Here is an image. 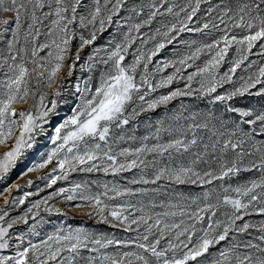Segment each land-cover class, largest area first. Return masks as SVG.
Here are the masks:
<instances>
[{
	"label": "snow or ice",
	"instance_id": "6c2138e0",
	"mask_svg": "<svg viewBox=\"0 0 264 264\" xmlns=\"http://www.w3.org/2000/svg\"><path fill=\"white\" fill-rule=\"evenodd\" d=\"M204 4L209 7L200 17ZM167 16L172 19L151 34L142 31ZM112 26L120 39L113 35L106 46L95 47ZM184 33L210 40H185ZM0 44V144L11 142L0 153V183L37 149L59 106L67 103L65 84L89 46L88 72L103 66L98 81L89 75L83 87L75 85L79 102L72 114L53 127L51 147L21 175L47 169L37 179L52 188L69 181L70 173L118 177L135 170L125 183L70 182L9 222L8 210L0 207V249L13 247L9 230L18 221L27 223L28 213L35 217L41 205L61 213L49 205L56 197L80 201L77 208L92 209L87 215L130 235L58 229L26 246L21 235L0 264H264V108L230 103L245 95L264 97V0H188L184 6L173 0H0ZM174 44L185 51L160 58ZM253 55L261 59L250 60ZM180 83L183 88L176 86ZM161 89L166 94L153 96ZM182 97L219 103L238 119L180 112L167 127L165 120L157 121L154 143L145 136L138 147L120 146L136 140L125 126ZM28 101L24 109L14 106ZM162 133L168 136L164 142ZM242 172L257 175L235 187L228 183ZM189 186L204 191L186 194L182 189ZM31 195L4 196V204L23 205Z\"/></svg>",
	"mask_w": 264,
	"mask_h": 264
},
{
	"label": "rangeland",
	"instance_id": "374dc122",
	"mask_svg": "<svg viewBox=\"0 0 264 264\" xmlns=\"http://www.w3.org/2000/svg\"><path fill=\"white\" fill-rule=\"evenodd\" d=\"M135 2H139V0H135ZM145 3H150L151 0H144ZM173 2L178 6H184L188 3V0H173ZM212 4H220L222 0H211ZM225 3L235 4L236 0H223ZM86 4H90L91 0H85ZM209 5L204 4L201 6V12L198 13V16L205 17L206 9ZM177 10H179L177 8ZM147 11V10H146ZM121 15L127 16L128 13L126 11L122 12ZM213 16L217 15V12L214 11L212 13ZM172 19L171 16L167 17H157V19L153 22L151 26H146L142 31L145 33L151 34L155 31L157 27H160L163 23H168ZM195 19V18H194ZM126 30V29H125ZM87 35V33L85 32ZM115 35L116 39H120V34L117 33V29L115 26L109 27L102 35H100L99 39L95 43V47H104L107 45L109 39ZM215 35V33H213ZM185 40H198L208 42L210 37H205L200 33H184L182 34ZM2 46V44H0ZM138 46V45H137ZM135 48L130 49V52L134 51ZM175 50H179L181 52L185 51L184 47L179 44L169 45L165 52L162 54L160 58H172V55ZM258 48H254L253 52H258ZM92 55V47L89 46L85 49L82 54L81 61L77 62V67L74 72V76L69 78L65 84L66 92L64 94V99L67 103H63L58 108L59 115L51 121L50 125L46 127L45 135L42 136L38 141V147L35 151L29 153L28 158L24 161V163H20L17 167L11 171L7 180L3 183H0V207L6 208L9 212V215L5 217V222L11 221L13 218L19 217L27 212V209L31 207L33 203L38 200L44 199L49 196L53 191L57 190L59 187H68L70 182H82V181H98L100 183L108 182V181H117L119 183H125L127 179H130L132 175L135 173H124L122 176L113 177L111 174L105 175L104 173H81L75 172L70 173L69 181H58L57 185H54L52 188L46 187V182L38 180L37 177L41 176L47 169L37 171V172H28L26 175H21L25 171L27 165L37 157L39 152L46 151L51 147L50 137L54 134L53 127L58 126L63 122L68 116H70L71 109L79 102V94H75L76 89L75 85L77 83L80 84L81 87L84 86L83 81L87 80L89 75L93 77V83L98 81L99 72L103 69V66H98L93 72L89 73L87 70L88 57ZM100 56H104V52L99 53ZM235 56L234 52H230V57ZM132 57L129 55L126 57L127 61H131ZM261 58L257 55H253L250 57V60L259 61ZM80 64H84L85 67L82 69ZM228 65H225L223 70H227ZM241 75H246V73L241 72ZM2 78V77H0ZM176 86L183 88V83H180ZM53 88L55 85L52 86ZM227 87V86H226ZM45 91H51V88H45ZM167 89L158 90L157 93L153 94H166ZM30 101L25 103H17L14 105L18 110L24 109L27 107V104ZM235 107L241 108H253V109H261L264 108V97L257 96H247L239 97L234 101L230 102ZM181 105L184 107L182 108ZM187 109V111H185ZM209 111H212L213 114L218 119L223 120H236L238 119V114L235 113H225L224 106L217 104H210L207 99H196L195 97H182L177 98L170 102L167 107L160 106L155 110L149 111L146 114H141L138 117L137 121L130 123L128 126H125V131L127 135H132L136 137L135 141H130L128 143L121 144V147H138L140 141L148 136V143H154L155 139L153 137V133L155 132V128L158 126L157 121L165 120V127L168 126V123H172V117L180 112L183 113L184 116H188L191 113H201L207 114ZM183 120H181V123ZM168 139L166 133L161 134V142H164ZM11 147V142L8 144H0V153L8 150ZM119 150V149H117ZM166 159V158H165ZM203 167V166H202ZM257 174L255 173H244L242 172L238 177H232L228 183L235 187L238 184H243L248 182L250 179L254 178ZM32 180L34 183L29 186L27 185V181ZM14 184L23 185L20 189L13 188L12 191L6 192L5 189L10 188ZM227 186V185H225ZM94 190L96 189V185H93ZM41 189H43L41 191ZM190 189L192 195H199L202 191H204L201 187L189 186V188L182 189L187 194ZM102 190V189H99ZM25 192H31L33 195L27 197L25 203L23 205H14L9 206L4 204V196H8L9 200L14 197H22ZM80 203V201L68 202L65 201L62 197H56L53 200L49 201V205H55L62 209L61 213L56 212H48L45 211L44 205H41L38 210H34L38 214L33 217L32 213H28L27 223L23 221H18L13 225V228L9 230L12 235L13 247L8 249H0V256L10 255L14 251L15 242H18V238L23 235L24 244L27 245L28 241L31 240L32 243H39L41 240L46 239L48 235L56 232L58 229L67 230L68 228L76 229V228H84L89 232L95 233L96 235L106 234V235H115L117 238H122L128 233L122 232L118 230V228H112L108 224L101 223L98 217L89 216L87 213L91 212L92 209L87 205H83L79 208L76 207V204ZM219 218H222L219 217ZM254 219L258 220L259 217H255ZM115 223V222H114ZM33 225H35V229L33 231ZM7 226V223L4 224ZM206 227V224L204 225ZM199 227V225H198ZM222 246V245H221ZM219 247V246H218ZM211 251L215 252L216 248H213Z\"/></svg>",
	"mask_w": 264,
	"mask_h": 264
}]
</instances>
